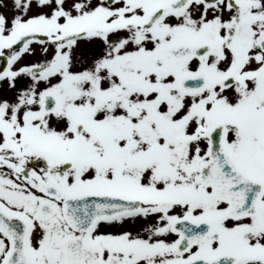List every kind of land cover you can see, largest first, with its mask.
<instances>
[{"label": "snow or ice", "instance_id": "snow-or-ice-1", "mask_svg": "<svg viewBox=\"0 0 264 264\" xmlns=\"http://www.w3.org/2000/svg\"><path fill=\"white\" fill-rule=\"evenodd\" d=\"M0 264H264V0H0Z\"/></svg>", "mask_w": 264, "mask_h": 264}]
</instances>
